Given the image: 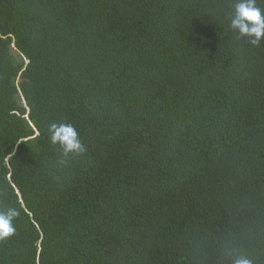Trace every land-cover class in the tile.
<instances>
[{"label":"trees","instance_id":"obj_1","mask_svg":"<svg viewBox=\"0 0 264 264\" xmlns=\"http://www.w3.org/2000/svg\"><path fill=\"white\" fill-rule=\"evenodd\" d=\"M234 2L0 0V264H264V41Z\"/></svg>","mask_w":264,"mask_h":264},{"label":"clouds","instance_id":"obj_2","mask_svg":"<svg viewBox=\"0 0 264 264\" xmlns=\"http://www.w3.org/2000/svg\"><path fill=\"white\" fill-rule=\"evenodd\" d=\"M229 27L240 37L247 38L251 45L259 46L264 41V10L257 6V0H235ZM48 132L50 142L59 146L65 159L85 151L73 125L54 122L49 125ZM61 163H64L63 159ZM19 215V210L14 207L0 212V240H6L15 234L14 221ZM232 264H253V261L246 256H238L232 260Z\"/></svg>","mask_w":264,"mask_h":264}]
</instances>
